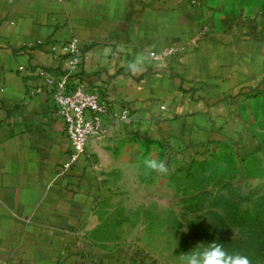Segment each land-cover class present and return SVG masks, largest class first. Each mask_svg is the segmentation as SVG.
<instances>
[{"label": "crops", "instance_id": "crops-1", "mask_svg": "<svg viewBox=\"0 0 264 264\" xmlns=\"http://www.w3.org/2000/svg\"><path fill=\"white\" fill-rule=\"evenodd\" d=\"M231 4L0 0V264L125 263L85 234L105 173L137 160L145 139L163 144L171 166L188 163L220 139L239 101L264 91V3ZM73 37L85 52L78 77L110 112L71 162L46 79L66 70L53 44ZM168 46L173 58L148 57ZM137 53L148 59L133 74L125 65Z\"/></svg>", "mask_w": 264, "mask_h": 264}, {"label": "rangeland", "instance_id": "rangeland-1", "mask_svg": "<svg viewBox=\"0 0 264 264\" xmlns=\"http://www.w3.org/2000/svg\"><path fill=\"white\" fill-rule=\"evenodd\" d=\"M234 110L220 139L188 163L171 166L163 144L145 139L137 160L105 173L106 194L85 231L90 244L126 255V264H182L179 255L216 241L264 264V91ZM152 145L160 147L157 155ZM148 157L168 164V174L147 172Z\"/></svg>", "mask_w": 264, "mask_h": 264}, {"label": "built area", "instance_id": "built-area-1", "mask_svg": "<svg viewBox=\"0 0 264 264\" xmlns=\"http://www.w3.org/2000/svg\"><path fill=\"white\" fill-rule=\"evenodd\" d=\"M66 61V70L56 81L46 79L51 84L50 99L55 112L63 119V129L70 141L72 154L70 161L84 153L88 141L103 133L101 120L110 112L109 105L96 89H88L80 81L78 74L80 64L85 57L82 45L77 38L53 44ZM178 53L174 46L164 47L159 51H151L148 57L152 60H166ZM46 76L44 72L41 73ZM127 111L121 115L125 118Z\"/></svg>", "mask_w": 264, "mask_h": 264}, {"label": "clouds", "instance_id": "clouds-1", "mask_svg": "<svg viewBox=\"0 0 264 264\" xmlns=\"http://www.w3.org/2000/svg\"><path fill=\"white\" fill-rule=\"evenodd\" d=\"M147 59L145 53H137L131 61L126 63L125 67L133 74L138 73L143 71ZM143 165L147 172L165 175L169 172V168L163 160L148 157L143 160ZM179 257L182 264H251L248 256L237 251H228L222 243L216 241L195 247Z\"/></svg>", "mask_w": 264, "mask_h": 264}]
</instances>
